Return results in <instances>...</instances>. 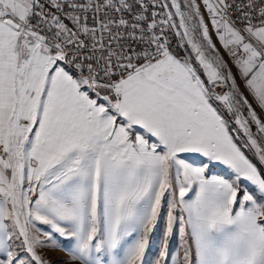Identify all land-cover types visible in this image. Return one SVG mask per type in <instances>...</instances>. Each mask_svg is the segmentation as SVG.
I'll return each instance as SVG.
<instances>
[{"label": "snow or ice", "instance_id": "1", "mask_svg": "<svg viewBox=\"0 0 264 264\" xmlns=\"http://www.w3.org/2000/svg\"><path fill=\"white\" fill-rule=\"evenodd\" d=\"M201 3L0 0V264H264V119L213 40L264 112V0Z\"/></svg>", "mask_w": 264, "mask_h": 264}, {"label": "crops", "instance_id": "2", "mask_svg": "<svg viewBox=\"0 0 264 264\" xmlns=\"http://www.w3.org/2000/svg\"><path fill=\"white\" fill-rule=\"evenodd\" d=\"M198 3H201V0H197ZM201 11L204 12L203 5L201 3ZM205 21L208 22L209 18L207 16V13L205 12ZM209 28L211 31V24L209 22ZM213 40L217 44V48L220 49V54L224 57V59L228 62V67L231 68L233 74L236 75L237 78V84L240 87V90L244 92V95L248 97L250 103H252V107L257 111V113L261 116V118H264V112H261L260 108L256 105V102L252 99L251 95L248 93V91L244 88L243 80L240 78L239 73L235 65L232 63V58L229 57L228 53L220 47L219 41L216 40L215 35L213 34ZM179 57L183 58L184 54L180 51L179 53H176ZM202 79L205 77L203 76V73L201 72ZM254 104V105H253Z\"/></svg>", "mask_w": 264, "mask_h": 264}, {"label": "rangeland", "instance_id": "3", "mask_svg": "<svg viewBox=\"0 0 264 264\" xmlns=\"http://www.w3.org/2000/svg\"><path fill=\"white\" fill-rule=\"evenodd\" d=\"M182 52L185 55H188V56H193V63H195L194 61V54L191 53V50L187 47V45L185 44L184 48H180V50L177 52ZM254 105V104H253ZM245 111V114L247 112V109H244ZM264 119V118H262ZM233 127H236L234 124H233ZM252 131L255 132L256 129H255V126L252 127ZM243 139V138H242ZM245 152H246V155L249 156V158L253 159V162L254 163H258L256 160H255V157L253 156V152L251 150H248V149H245ZM259 166V165H258ZM220 169L219 168H216V169H213V171H219ZM262 171H264V168L261 169ZM175 243V242H174ZM49 256L51 258H59L61 260H64L67 258V254L64 253V252H60V251H57V252H54V253H49ZM76 264H79V262H76Z\"/></svg>", "mask_w": 264, "mask_h": 264}, {"label": "built area", "instance_id": "4", "mask_svg": "<svg viewBox=\"0 0 264 264\" xmlns=\"http://www.w3.org/2000/svg\"><path fill=\"white\" fill-rule=\"evenodd\" d=\"M46 9L47 10H51V11H55L54 9H51L47 4L45 5ZM152 9L150 8V11ZM157 11H160L159 8L155 9ZM65 23H69V21L65 20ZM71 26V25H70ZM239 26V25H238ZM165 36L168 38V41H169V46H170V50H172L175 54L180 50V39L179 37H177L174 32L172 30H168L166 33H165ZM228 88L227 87H220L218 86L216 88V91L219 92V93H223L225 91H227Z\"/></svg>", "mask_w": 264, "mask_h": 264}]
</instances>
